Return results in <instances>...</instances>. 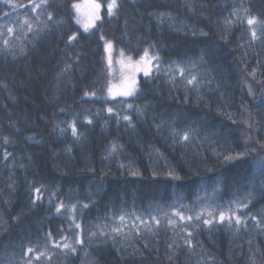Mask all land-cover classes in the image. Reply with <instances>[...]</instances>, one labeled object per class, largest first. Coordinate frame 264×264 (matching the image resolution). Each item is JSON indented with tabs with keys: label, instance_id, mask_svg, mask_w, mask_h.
<instances>
[{
	"label": "trees",
	"instance_id": "trees-1",
	"mask_svg": "<svg viewBox=\"0 0 264 264\" xmlns=\"http://www.w3.org/2000/svg\"><path fill=\"white\" fill-rule=\"evenodd\" d=\"M75 1L0 0V264H264V0Z\"/></svg>",
	"mask_w": 264,
	"mask_h": 264
},
{
	"label": "snow or ice",
	"instance_id": "snow-or-ice-1",
	"mask_svg": "<svg viewBox=\"0 0 264 264\" xmlns=\"http://www.w3.org/2000/svg\"><path fill=\"white\" fill-rule=\"evenodd\" d=\"M5 3H9L10 0H4ZM44 2V0H42V3ZM22 6V5H21ZM39 7H41V4H35L32 7V11L35 12ZM118 7L117 4V0H109V3L107 4V14L109 16H112L115 14V9ZM72 8L75 10L76 12V23L81 25V27L83 28V30L85 32H88L90 29H92L93 27L96 26V22L101 20V9H102V4L98 2V0H81V2H77V3H73L72 4ZM49 19H51V16H49ZM24 23H28L27 21H25ZM247 23L252 26L255 25L256 23H258V21L256 20L255 17H250L247 20ZM29 30H31V24H28ZM9 32H12V29L9 28L8 29ZM252 36L253 39L256 38V32L255 30L252 31ZM103 39V37H101ZM75 39V36L69 37V40H73ZM5 43H7V41H5ZM111 49H112V43L106 42L105 45V51L109 52V57H108V66H109V70H112V57H111ZM124 56V53L121 52V57ZM158 59V57L155 56H150L149 52L147 49L144 50V55L140 57L139 60L137 61H133L131 57H127L126 60L125 59H121L120 61H117V63H119L121 65V68H128V69H132L135 72H143V74L145 76H148L151 72V65H152V61ZM195 79V77H193V80ZM193 80H189L188 83L191 84L193 82ZM137 91V81L135 79L134 74L133 75H129V76H124V78L121 80V82L117 85H112L111 83L109 84L108 87V94L110 97H116V96H122V97H128V96H132L136 93ZM95 93H93L94 95ZM87 95V93H86ZM109 112L112 111L111 108L108 109ZM125 120H128L129 117L125 116L124 117ZM88 123H91V121L89 120ZM72 134L74 136L77 135V129L75 125H72ZM183 139L187 140L188 139V135L185 134ZM226 159H232V157H226ZM264 163V162H262ZM174 178H179V177H174ZM37 192H39V189L36 190ZM62 207V206H61ZM246 207V205H245ZM57 211H60V208H57ZM184 217H181V219H183ZM121 219H123V217H121ZM189 219H191V217H189ZM220 221L223 222L225 220V214L223 212H221L220 217H219ZM253 219H255V217H253ZM205 224H210L211 221L209 220H205L204 221ZM235 223L237 225H239L241 223V219L239 217L235 218ZM77 227H79V225H77ZM118 231V229H117ZM77 243H80L79 239L77 240ZM190 244V241L188 242ZM63 247L65 249H71L73 252L75 251L74 248L71 247L70 244H63ZM29 252L32 251V249L28 250ZM42 255V254H41ZM39 258V257H37Z\"/></svg>",
	"mask_w": 264,
	"mask_h": 264
},
{
	"label": "rangeland",
	"instance_id": "rangeland-1",
	"mask_svg": "<svg viewBox=\"0 0 264 264\" xmlns=\"http://www.w3.org/2000/svg\"><path fill=\"white\" fill-rule=\"evenodd\" d=\"M77 2H81V0H77L74 3H77ZM108 3H109V0H108ZM73 13H74V20L76 22V12H75L74 9H73ZM79 26L81 27V25H79ZM106 42H109V40H106V39L104 40V60H105V64H106L107 80H106V87H105V90H104V94L103 95H104L105 98H113V97H110L109 94H108V87H109V84L110 83L112 85H117V84H119L121 82V80L124 78V76H129V75H133L134 74L135 79L137 81V85H138V79H139V77L140 76H144V74H143V72H135L134 70L128 69V68L122 69L121 68V65L119 63H117V61H120L121 59H125L126 60L127 57H131L133 61H137L140 58L136 59V58L132 57L131 55H129L127 53H124L122 50L116 49L113 46V44H112V49H111V53H110L111 54V57H112L113 64H112V70L110 71L109 70V66H108L109 52H106L105 51ZM121 52L124 53V56L123 57H121ZM143 55H144V53L142 54V56ZM150 56H154V55H150ZM155 65H156V60H153L152 61V65H151V72L153 71ZM91 96H94L93 93L91 94ZM116 97H122V96H116ZM116 97H114V98H116Z\"/></svg>",
	"mask_w": 264,
	"mask_h": 264
}]
</instances>
